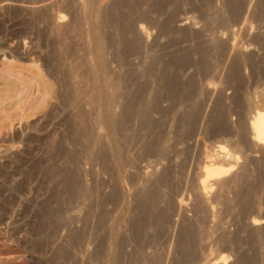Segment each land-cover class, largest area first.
I'll return each instance as SVG.
<instances>
[{"label": "rangeland", "instance_id": "rangeland-1", "mask_svg": "<svg viewBox=\"0 0 264 264\" xmlns=\"http://www.w3.org/2000/svg\"><path fill=\"white\" fill-rule=\"evenodd\" d=\"M164 1L161 12L158 0H137L136 4L131 2V7L129 0L128 3L118 0L122 3V7L118 6L122 8L120 14L123 12L126 16L123 26L134 21L139 31V25L145 27L142 54H131L119 60L113 47L107 45L110 49L103 50L101 45L107 42L103 39V43L100 42L101 20L104 19V15H100L112 0H0V264H67L62 255L65 246L74 252V264H116L114 257L110 261L108 258L92 259L94 221L102 217L100 213L105 209L109 214L103 217H106V225L101 230L111 231L110 235L117 242L126 230L127 209L134 202L135 192L142 188V182L149 175L159 174L168 167L173 170L170 189H174L175 194L164 189L165 196L158 206L165 207L173 195V206L166 209L173 219L169 229L172 236L184 220L194 222L192 224L202 230L198 264H224L223 260L226 264H264V148L237 144L236 130H232V134L213 133L215 121L205 128L209 115L215 119L220 113L226 114L228 125L236 129L241 116L249 118L254 109L264 110L261 72L254 74L251 67H244L241 71L244 82L240 85L239 79L230 74L235 51L242 49L239 47L241 41L258 36L253 45L242 51L253 52L257 61L264 56V20L251 24L243 20L234 22L229 3L235 0H225L227 3L212 0L210 6L204 0H172L170 4ZM250 10L246 9L245 14L250 15ZM117 12L114 11L118 16ZM59 14L64 17L59 18ZM105 19V34L115 41V49L119 52L122 48L120 29ZM132 34L127 36L132 38ZM222 47L225 48L222 50ZM112 53L113 58L110 57ZM189 58L195 62H190ZM204 63H208L207 66ZM205 67L211 71H206ZM176 75L184 84L191 75L195 76V95L190 96L189 103L184 102L193 109L203 106L191 137L185 132L188 118L183 119L190 109L184 102L177 103V93L186 95L188 87L181 85L182 89L179 87L174 96L167 92L168 86L164 84V80H172ZM146 81L149 90L144 95L149 100L143 98V101L147 104L144 106H150L151 114H147L139 102L132 119L126 121L128 124L119 126L125 116L124 102L136 96L134 89ZM124 90L127 91L124 93ZM218 97H222V103L217 102ZM80 128L87 132L90 129L94 138L98 133L100 140L96 138L93 146L92 136L85 139V135L82 138L80 135L79 139L77 131ZM161 133L166 137H163L165 158L160 159V154L145 157L144 150L150 147L152 138ZM247 136L251 140V134ZM101 139L108 146L113 162L121 164L129 160L127 165H120V179L116 184L99 162L93 161ZM85 144L88 147L85 148ZM213 159H220L223 164L221 178L207 173L220 165H212ZM74 170L82 171L84 185L81 192L74 187L79 197L74 199V223L71 225L74 227V248H70L66 240L69 227L61 225L57 232L51 233L53 228H50L59 217L46 231L37 232L34 227L38 221L36 214L52 193L53 186L72 181ZM203 179L210 184L205 191L201 189ZM111 185L119 187L122 194V199L115 203L103 201L113 191ZM81 193L86 194L85 198ZM255 216L261 218L256 225L251 223ZM195 218L203 225L201 229ZM235 236L239 237L237 241Z\"/></svg>", "mask_w": 264, "mask_h": 264}, {"label": "bare ground", "instance_id": "bare-ground-1", "mask_svg": "<svg viewBox=\"0 0 264 264\" xmlns=\"http://www.w3.org/2000/svg\"><path fill=\"white\" fill-rule=\"evenodd\" d=\"M93 1V0H92ZM126 2L128 0H125ZM130 3H129V6L130 4H133L135 2L136 4V1L134 0H129ZM141 1V0H140ZM145 1V0H144ZM164 1V0H163ZM167 0H165L164 2H166ZM176 1V0H175ZM180 1V0H179ZM205 3H207L208 5L212 3V0H204ZM133 2V3H131ZM149 2V1H148ZM169 4L170 2H174L172 0H168ZM223 2H226L225 0H223ZM253 0H235L234 2H231L229 3V5L231 6V12H232V17L234 18V22H237V23H241V20H243V22H248L247 24H251L253 23L254 21H261V20H264V0H255V2H253ZM121 3V2H120ZM120 3L118 2V0H112V2H110V4L108 3L106 6H104V8L101 10L102 14L100 16H103L104 15V19L107 18L106 21H108V19L110 20L108 23H113L112 25H115L117 24L116 26H118V28L120 29V32H121V39L119 40L122 45V48L120 49V51L118 52L116 49H115V41L113 40H110V38L107 36V33L105 34V26L106 24H104V19L101 20L102 21V25H101V29L103 30L102 32V35H101V41L102 42V39L104 40L103 42L106 43V45L102 46L103 50L104 48L108 45L110 47H113L114 50H115V55L119 56V60H120V57H122V60L124 58H127L128 55H131V54H142V50H143V46L145 45L144 44V37H143V34H142V31L144 33V28L142 25H139L140 27V31L135 27V22L133 21L131 24L129 23V26L127 25L126 26H123L122 23H123V20L125 19V14H123V12L120 14V8H118V6H121ZM128 3V2H127ZM140 3V2H139ZM138 3V4H139ZM158 10H161L162 9V6L164 3H162V0H158ZM227 3V2H226ZM225 3V7L228 8L227 6H229L228 4ZM105 4V3H104ZM124 4V3H123ZM179 4V3H178ZM214 4V3H213ZM126 5V4H125ZM207 5V6H208ZM224 5V4H223ZM252 5V6H251ZM128 6V5H127ZM137 6V5H136ZM135 6V7H136ZM206 6V7H207ZM210 6V5H209ZM250 6L252 7L251 10H250ZM122 7V6H121ZM124 7V5H123ZM126 7V6H125ZM131 7V6H130ZM133 7V5H132ZM149 7V6H148ZM164 7H165V4H164ZM209 8V7H208ZM125 9V8H123ZM173 9V8H172ZM212 9V8H211ZM247 10H250L249 14L250 15H247L245 14V11ZM126 10V9H125ZM114 11H119V15L117 16L116 13H114ZM217 11V9H216ZM229 11V10H228ZM127 12V11H126ZM132 12V11H131ZM162 12V10H161ZM118 13V12H117ZM157 13V12H156ZM218 13V12H217ZM229 13V12H228ZM6 14V13H5ZM116 14V15H114ZM129 14V13H128ZM161 14V13H160ZM149 15V14H148ZM155 15V14H154ZM170 15V14H169ZM116 16V18H115ZM131 16V15H130ZM219 16V15H218ZM59 18H63L64 16L59 14L58 16ZM136 17V16H135ZM156 17V16H155ZM231 17V18H232ZM55 18V17H54ZM53 18V19H54ZM103 18V17H101ZM142 18V17H141ZM177 19V18H176ZM131 21V20H129ZM160 21V20H159ZM233 22V21H232ZM107 25H111V24H108ZM221 23V21L219 22ZM226 23V22H224ZM255 23V22H254ZM262 23V22H261ZM228 25V24H227ZM254 25V24H253ZM115 26V27H116ZM155 26V25H154ZM233 26V25H232ZM261 26V25H260ZM159 28V27H158ZM248 28V27H247ZM118 29V30H119ZM162 29V28H161ZM228 29V28H227ZM243 30V29H242ZM166 32V31H165ZM112 33V32H111ZM129 33H133L132 34V38H129L127 36V34ZM252 33V31H251ZM250 33V34H251ZM110 34V33H108ZM230 35V34H229ZM243 35V34H242ZM130 36V35H129ZM231 37V36H230ZM106 38H109V40L107 41ZM112 38V37H111ZM147 38V37H146ZM119 39V38H118ZM188 39V38H187ZM236 39L235 38V47H236ZM244 41V39H242ZM258 40V36H252L250 38H248V41L246 39V41L242 42L241 41V44L239 43L240 41H238L239 43V47H241L242 49H246V48H249L251 45H253L254 42H256ZM102 42V43H103ZM204 43V42H203ZM221 43V41H220ZM118 44V43H117ZM149 44V43H148ZM147 44V45H148ZM225 44V43H224ZM259 44V43H258ZM119 45V44H118ZM205 45V44H203ZM212 45V44H210ZM226 45V44H225ZM231 45V44H230ZM209 46V45H207ZM226 47V46H225ZM225 47H222V50L223 48ZM203 48V47H202ZM208 48V47H207ZM206 48V49H207ZM211 48V47H210ZM106 50L110 49L109 47L105 48ZM229 49V48H228ZM236 49V48H235ZM242 49L240 51H238L236 53L235 51V54L232 58V61H231V65H230V74L232 76H234V78H237L239 79V85L242 83L243 81V78H242V75H241V71L244 67H251V73H254L256 74L255 71H259L258 73L262 74L263 78H264V56L260 59L255 60L254 59V55H253V52H243ZM114 50H113V53H114ZM209 50V49H208ZM206 51V50H204ZM106 52V51H105ZM112 52V50H111ZM108 53V52H107ZM113 53L110 55L111 56H115L113 55ZM106 54V53H105ZM193 54V53H192ZM197 54V53H196ZM208 54V53H207ZM199 55V54H198ZM109 57V58H110ZM204 57V56H203ZM113 58V57H111ZM110 58V59H111ZM173 58V57H172ZM199 58V57H198ZM115 59V58H114ZM129 59V58H128ZM190 59V58H189ZM192 59V58H191ZM190 59V60H191ZM201 58H199L200 60ZM205 58H203L204 60ZM121 60V61H122ZM156 60V59H155ZM206 60V59H205ZM107 61V60H104V62ZM114 61V60H113ZM186 62H189V60H185ZM198 61V60H197ZM201 61V60H200ZM211 61V60H210ZM257 61V62H255ZM110 62V61H109ZM185 62V63H186ZM190 62H195L193 60H191ZM202 62V61H201ZM204 62H207L204 61ZM127 63V62H125ZM203 63V62H202ZM259 65H258V64ZM176 64V63H175ZM191 64V63H190ZM189 64V65H190ZM195 63H193L194 65ZM205 64V63H204ZM203 64V65H204ZM208 64V63H206ZM205 64V66H207ZM211 64V63H210ZM209 64V65H210ZM108 66V63L106 64ZM177 65V64H176ZM188 65V64H187ZM181 66V65H180ZM191 66V65H190ZM189 66V67H190ZM211 66V65H210ZM154 67V66H153ZM173 67V66H172ZM195 67V66H194ZM209 67V66H208ZM150 68V67H149ZM168 68V67H167ZM184 68V67H183ZM148 69V68H147ZM146 69V70H147ZM151 69V68H150ZM160 69V68H159ZM170 69V68H169ZM206 69V67H205ZM203 69L206 73V71L210 70V69ZM164 70V69H163ZM172 70V69H171ZM182 70V69H181ZM211 71V70H210ZM148 72V70H147ZM154 72V71H153ZM165 72V71H164ZM163 72V73H164ZM150 73V72H149ZM166 73V72H165ZM177 73V72H176ZM257 73V74H258ZM145 74V72H144ZM142 74V75H144ZM152 74V73H150ZM170 74V73H169ZM183 74V73H182ZM181 74V75H182ZM207 74V73H206ZM141 75V74H140ZM164 75V74H163ZM124 76V75H123ZM122 76V77H123ZM149 76H152V75H149ZM148 76V77H149ZM171 76V75H170ZM130 77V76H129ZM179 75H176L174 78H172V80L169 78L168 80H164V84L168 87H166L169 91V93H172L174 94V96L176 95L175 93H177L176 90H179L178 88L181 87V85H183L184 83L183 82H180V77ZM193 77H195L193 75ZM192 75H191V78L186 81V83L184 84L185 86H183L184 88H187L188 87V92L186 93V95L184 94H181L179 91V93L181 94H178L179 95V99H177V103H179L180 105H182L181 103L184 102V101H187L190 100V96L191 95H195L193 94L195 91H196V82H195V78H193ZM205 77V76H204ZM256 77V75H255ZM126 78V77H125ZM150 78V77H149ZM163 78L165 79V76H163ZM182 78V77H181ZM184 78V77H183ZM132 79V77H131ZM125 80V79H124ZM161 80V79H160ZM186 80V79H185ZM206 81V80H205ZM264 81V80H263ZM123 82V81H122ZM121 82V83H122ZM130 82V81H129ZM150 82V81H149ZM244 82V81H243ZM134 83V82H133ZM209 83V82H208ZM129 84V83H128ZM162 84V86L164 85ZM263 84V83H262ZM126 85V84H125ZM137 85V84H136ZM139 85V84H138ZM149 83L144 82V83H140V85L137 87V89H134L136 91H134L136 93V96H134V94H132L134 97H132L131 99L129 97H127L126 94H124L128 99L127 102H124L125 104L123 105V108H124V113H125V116H124V119L122 118L121 121H119V126H124L125 123H127L126 121H129L130 119H132V115L134 114V108L136 109V104L140 102V104L142 103V107L144 106V104L146 103L145 99L146 98V94L144 95V93L147 91V89L149 88ZM161 85V84H160ZM164 85V86H165ZM95 86V85H94ZM128 86V85H127ZM207 86V85H206ZM205 86V87H206ZM97 87V86H95ZM204 87V86H203ZM123 88H126V87H123ZM163 88V87H162ZM160 89V88H159ZM158 89V90H159ZM165 89V90H167ZM182 89V87H181ZM180 89V90H181ZM149 90V89H148ZM96 91V90H95ZM118 91V90H117ZM125 91L127 90H124V93ZM184 91V90H183ZM205 91V90H204ZM97 92V91H96ZM129 92V90H128ZM133 92V93H134ZM171 94V95H172ZM223 94V93H222ZM115 95V94H114ZM130 95V93L128 94ZM112 96V95H111ZM145 96V97H144ZM221 96V95H220ZM119 97V96H118ZM161 97V96H160ZM166 97V96H165ZM173 97V96H172ZM192 97V96H191ZM123 98V97H122ZM145 98V99H143ZM171 98V97H170ZM220 99H217L218 101L217 102H221V98L222 97H218ZM237 98V97H236ZM239 98V97H238ZM116 99V98H115ZM158 99V97H157ZM172 99V98H171ZM175 99V100H176ZM192 99V98H191ZM117 100V99H116ZM149 100V97L148 99ZM154 100V99H153ZM165 100V99H164ZM237 100V99H236ZM121 101V100H120ZM125 101V100H124ZM151 101V100H150ZM239 101V100H238ZM122 102V101H121ZM144 102V103H143ZM155 102V101H154ZM152 102V103H154ZM187 102H184L186 103V105L188 106ZM158 103V102H156ZM171 103V102H170ZM183 103V104H184ZM189 103V102H188ZM173 104V103H172ZM218 104V103H216ZM147 105V104H145ZM175 105V104H174ZM173 105V106H174ZM221 105V104H220ZM219 105V106H220ZM251 105V104H250ZM135 106V107H134ZM141 106V105H140ZM148 106H149V101H148ZM179 106V105H178ZM185 106V104L183 105ZM191 106V105H190ZM190 106H188V110L186 112V114L184 115L183 119L188 118V120H183V121H186L185 125L188 127V129L185 131L186 132V135L191 137V135L193 133H195V129H196V124H197V117L200 116L198 115L199 113H201V110H202V107L201 106V109H200V106H198L197 109H193V108H189ZM141 107V108H142ZM186 107V106H185ZM192 107V106H191ZM144 111L148 114V112L150 111V106L147 107V106H144ZM142 108V110H143ZM187 108V107H186ZM224 108V107H223ZM230 108V107H229ZM263 108V107H262ZM216 109V108H215ZM237 109V108H236ZM239 109V108H238ZM122 110V109H120ZM139 110H140V107H139ZM185 110V109H184ZM200 110V111H199ZM225 110V108H224ZM138 111V109L136 110V112ZM142 111V113L144 112ZM153 111V110H151ZM174 111V110H173ZM221 111V110H220ZM223 111V109H222ZM227 111V109H226ZM121 112V111H120ZM119 112V113H120ZM144 112V114H145ZM163 112V111H162ZM228 112V111H227ZM150 113V112H149ZM166 113V112H165ZM216 113V112H215ZM140 113H138L139 115ZM143 114V115H144ZM151 114V113H150ZM221 115L220 116H217V118L213 119V117L211 115L207 116V120H206V126L205 128H209L211 127L210 125L213 123V124H216L215 125V130L213 133H219V132H227V133H234L232 130H236V136L238 137V139H236V143L239 144V143H243L244 145H247V146H250L251 147H259V148H264V110H259V109H254L253 111H251V115L249 118L246 117H242L241 115V119L239 120L238 122V125L236 126V129H232L230 128V126L228 125L227 123V120L225 118V115H223V113H220ZM119 115V114H117ZM137 115V114H136ZM142 115V116H143ZM146 115V114H145ZM144 115V116H145ZM168 115V114H167ZM182 115V116H183ZM197 115V116H196ZM218 115V114H217ZM222 115L224 117H222ZM144 116L142 118H144ZM166 116V115H165ZM181 116V117H182ZM216 117V116H215ZM141 118V117H140ZM141 118V119H142ZM148 118H149V115H148ZM119 119V118H118ZM199 120V119H198ZM85 121V120H84ZM146 121V120H145ZM147 122V121H146ZM145 122V123H146ZM123 123V124H122ZM86 124V123H85ZM88 124V123H87ZM128 124V123H127ZM153 124V123H152ZM212 124V125H213ZM88 126V125H87ZM92 126V125H91ZM79 127V126H78ZM90 127V125H89ZM95 127V126H94ZM131 127V126H130ZM179 127V126H177ZM184 127V126H183ZM93 128V127H92ZM101 128V127H100ZM125 128V127H123ZM150 128V127H149ZM152 128V127H151ZM150 128V129H151ZM185 128V127H184ZM76 129V128H75ZM74 129V130H75ZM83 129V128H82ZM81 128L79 129L80 132L77 131V136L79 137L80 139V135L81 138L83 137V135H85V139L86 136L88 137H91L92 136V140L89 138V140L92 141V144L94 146V140H96L97 138V134L96 132V137L94 138V135H93V132L91 133V130L89 129V132H87L88 130H82ZM121 130V129H120ZM180 130V129H179ZM205 130V129H204ZM210 130V129H209ZM99 131V130H98ZM117 131V130H116ZM206 131V130H205ZM75 132V131H74ZM101 131H99L100 133ZM155 132V131H153ZM117 133V132H116ZM120 133V132H119ZM165 133V132H164ZM251 134V141L249 138H248V134ZM123 134V133H121ZM135 134V133H134ZM162 134V133H161ZM178 134V133H177ZM211 134V133H210ZM103 138V135L100 134ZM137 135V134H136ZM166 135V134H165ZM123 136V135H121ZM150 136V135H149ZM137 136H135L136 138ZM163 137L166 138L165 136L162 135H159L157 137H154L152 138L151 140V144L150 147H148V149L145 151L144 150V156H148V155H155V154H160L161 158L160 159H163L165 158V155H164V144H163ZM188 137V138H189ZM76 138V137H75ZM121 138V137H120ZM125 138H126V135H125ZM130 138V137H129ZM132 138V137H131ZM134 138V137H133ZM132 138V139H133ZM78 139V140H79ZM98 139V138H97ZM117 139V138H116ZM123 139V137H122ZM138 139V137H137ZM149 139V138H148ZM183 139V138H182ZM76 140V141H78ZM88 140V141H89ZM100 140V139H98ZM102 141L99 142V146L100 148L98 149V153L96 154L95 160H93L95 163L99 162V164L102 166V169L103 171H106L108 172L109 174V177L112 178L114 180V184H116V180L117 179H120V168L121 166L120 165H127V160L125 162L122 161L121 164H118L116 162H113L108 154V149H107V145L103 144V139H101ZM125 140V139H124ZM129 140V139H128ZM184 140V139H183ZM83 141V140H82ZM91 141H89V147L91 148ZM166 141V140H165ZM96 142V141H95ZM98 142V141H97ZM107 142V141H106ZM122 142V141H121ZM123 142H126L123 141ZM128 142V141H127ZM79 143V142H78ZM137 143V142H135ZM87 144V145H88ZM98 144V143H97ZM122 144V143H121ZM86 145V144H85ZM84 146L85 148L88 147V146ZM127 145V144H126ZM125 145V147H126ZM241 145V144H240ZM107 146V147H106ZM123 146V145H122ZM128 146V145H127ZM132 147V146H131ZM146 147H147V144H146ZM220 148H224L223 145H219ZM120 148V147H119ZM89 149V148H87ZM86 149V150H87ZM127 149V148H126ZM83 150V149H82ZM90 150V149H89ZM89 150H87L89 152ZM260 150V149H259ZM85 152V151H84ZM86 153V152H85ZM84 153V154H85ZM90 153V152H89ZM92 153V152H91ZM110 153V152H109ZM83 154V153H82ZM81 154V155H82ZM93 154V153H92ZM141 154V155H142ZM75 155V154H74ZM111 155V154H110ZM123 155V154H122ZM142 155V156H143ZM112 156V155H111ZM124 156V155H123ZM143 156V157H144ZM94 157V156H93ZM113 157V156H112ZM144 157V158H145ZM77 158V157H75ZM124 158V157H123ZM143 158V159H144ZM228 158V157H227ZM226 158V159H227ZM92 159V157H91ZM217 159V158H216ZM214 160V161H213ZM212 160V165H215V164H219L221 161L219 159L218 160H215L213 159ZM116 161V160H115ZM211 161V160H210ZM229 161V160H228ZM76 162V161H74ZM93 162V163H94ZM159 162V161H158ZM161 162V161H160ZM222 163V162H221ZM217 167H214V168H211L207 173L209 176L213 177V178H221L222 176V173L224 172V169H223V164H221ZM76 164V163H75ZM229 164V163H228ZM76 166V165H75ZM226 166V165H225ZM79 167V166H77ZM76 167V168H77ZM75 169V168H74ZM163 169V168H162ZM78 170V169H77ZM77 170H74V179L66 184H63L62 186H53V189L51 190V194L49 195V197H47V199H45L44 203L41 204L42 207L40 208V211L36 214V216L38 217V221L36 226L34 227L35 228V231L37 230V232H43V231H46L47 229H49V227L53 224L54 220L56 219V217H59L60 219H56L55 220V225H53V227H51L50 229L53 228L52 232L51 233H54V231H56L57 228L61 227V225L63 226H67L65 228L69 229L68 232V235L66 234V236H68V238L66 239L67 240V243L71 246L70 248H74V227L71 225H73L72 223H74V199L75 198H78L79 197V192H81L82 188H83V180H82V171H77ZM161 171V170H160ZM88 172V171H87ZM86 172V173H87ZM172 173H173V170L168 167V168H165L164 170H162L159 174L157 173H153L152 175H149V177H147L146 179H144V182H142L143 186L141 189L137 190L134 194V197H133V204L127 209L128 210V217L126 218L125 220V223H126V230L124 232V234H122L120 237H119V240L116 242L113 238H112V235H110V232H108L107 230H104L102 231L101 229H104V226L106 225L104 223V220L103 217L106 216L107 213L105 211V209L102 211V214L100 213V215H102V217H100L98 219V217L96 218L97 221H94V226L92 227L93 228V232L94 234H91L93 235L94 239H93V243H94V249L91 253V257L92 259L94 260H98L99 258H108V261H110V258L114 257L115 259V263L116 264H198L199 261L201 260L200 258V251H199V248H202L201 244H200V241L202 239V230L199 231V229H197L192 223L194 222H190L188 221L187 222H184L178 226V229H176V234L174 236V239H173V236L169 233V229L171 230L170 227H172V221H171V216L170 214H168L167 210L166 209H170L172 208L173 206V199L171 200V198H168L167 202H166V206L165 207H159L158 203H161L160 200L162 201V197L164 195V189L167 188V193L171 191V193L173 194L175 191L174 189H170V183H173L172 180ZM174 176V175H173ZM221 176V177H220ZM134 177V176H133ZM132 180H135V178ZM111 182V181H110ZM219 182V181H218ZM85 183V182H84ZM106 184V183H105ZM113 184V185H114ZM176 185V184H175ZM109 186V185H108ZM112 186V185H111ZM110 186V187H111ZM117 186V185H116ZM171 186L173 187V185L171 184ZM210 186L208 180H202L201 181V189L202 191H205L208 187ZM23 187V186H22ZM74 187L77 188L79 190H77V193H76V190H74ZM113 187V186H112ZM115 187V186H114ZM113 187V191H110L109 194H107L106 197V200H103V201H114L113 203L115 202H118L120 199H122V194L121 192L117 189L119 187ZM88 188V187H87ZM19 189V188H18ZM21 189V188H20ZM19 189V190H20ZM178 189V187H177ZM256 189V188H254ZM87 190V189H86ZM85 190V193L87 192ZM91 190V189H90ZM180 190V189H178ZM208 190V189H207ZM94 191V190H93ZM84 193V192H83ZM91 193V192H90ZM94 193V192H93ZM64 194H67L65 196V199H62V196ZM175 194V193H174ZM249 194V193H248ZM82 197L85 198V196H83V194L81 193ZM80 195V196H81ZM247 195V194H246ZM250 195V194H249ZM12 196V195H10ZM15 196V195H13ZM165 196V195H164ZM104 197V198H105ZM81 198V197H80ZM90 198V197H89ZM88 198V199H89ZM183 198V197H182ZM250 196H249V200H250ZM13 199V198H12ZM82 199V198H81ZM80 199V200H81ZM122 201V200H121ZM85 202V201H84ZM95 202V201H93ZM12 203V202H11ZM83 203V202H82ZM90 203V202H89ZM91 204V203H90ZM105 204V203H104ZM89 205V204H88ZM165 205V204H164ZM92 206V205H91ZM97 206V205H96ZM100 206V205H99ZM105 206V205H104ZM102 207V204L100 206V208ZM169 207V208H168ZM93 208V207H92ZM102 209V208H101ZM26 210V209H25ZM90 210V209H89ZM95 210V209H94ZM174 211V210H173ZM172 212V211H171ZM247 212V211H246ZM93 213V212H92ZM26 214V213H25ZM97 214V213H96ZM95 214V215H96ZM184 217V216H183ZM3 218V217H2ZM1 218V219H2ZM201 218V217H200ZM3 220V219H2ZM59 220V221H58ZM173 220V219H172ZM183 220V219H182ZM195 220H199L195 218ZM261 218L259 217H252L251 219V223L256 225V224H259L261 221ZM58 224H57V223ZM174 222V221H173ZM201 223L200 220L197 221V223ZM195 222V224H197ZM198 223V224H199ZM245 224V222H244ZM60 225V226H59ZM201 225V226H200ZM198 226H200V229L202 228V224H199ZM199 228V227H198ZM244 229V228H243ZM251 229V228H250ZM58 230V229H57ZM92 230V229H91ZM240 230V229H239ZM51 231V230H50ZM1 232V231H0ZM57 232V231H56ZM172 232V231H171ZM50 234V233H49ZM47 235V234H46ZM51 236V235H50ZM54 236V235H52ZM80 236V235H79ZM85 236V235H84ZM83 237V236H82ZM236 237V236H235ZM238 237V236H237ZM237 237H236V241H237ZM252 237V236H251ZM239 238V237H238ZM53 239V238H52ZM116 239V238H115ZM118 239V238H117ZM81 241V240H80ZM65 242V241H64ZM92 242V241H91ZM44 243V242H43ZM66 243V244H67ZM67 244V245H68ZM39 245V244H38ZM200 245V247H199ZM65 246V245H64ZM60 247L62 248L63 246L60 245ZM62 252L61 254L63 255V258L67 260V264H74V252H72V250H68L69 247L68 246H65L64 248H62ZM61 250V249H60ZM59 251V250H58ZM57 251V252H58ZM60 253V252H59ZM58 254V253H57ZM222 257V256H221ZM62 258V259H63ZM224 258V257H223ZM63 262V260H62ZM70 262V263H69ZM216 262V260H215ZM224 264H226V260H223L222 261ZM66 263V262H65ZM219 263V262H218ZM63 264V263H62ZM216 264V263H215Z\"/></svg>", "mask_w": 264, "mask_h": 264}]
</instances>
